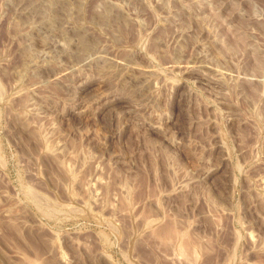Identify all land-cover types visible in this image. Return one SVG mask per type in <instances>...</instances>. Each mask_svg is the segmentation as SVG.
<instances>
[{
    "label": "rangeland",
    "instance_id": "1",
    "mask_svg": "<svg viewBox=\"0 0 264 264\" xmlns=\"http://www.w3.org/2000/svg\"><path fill=\"white\" fill-rule=\"evenodd\" d=\"M0 264H264V0H0Z\"/></svg>",
    "mask_w": 264,
    "mask_h": 264
}]
</instances>
